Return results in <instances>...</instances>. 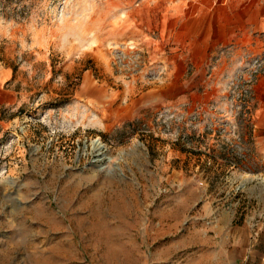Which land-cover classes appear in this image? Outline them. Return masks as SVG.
Instances as JSON below:
<instances>
[{"label":"rangeland","instance_id":"1","mask_svg":"<svg viewBox=\"0 0 264 264\" xmlns=\"http://www.w3.org/2000/svg\"><path fill=\"white\" fill-rule=\"evenodd\" d=\"M219 1L0 0V264H264V35L177 20Z\"/></svg>","mask_w":264,"mask_h":264},{"label":"crops","instance_id":"2","mask_svg":"<svg viewBox=\"0 0 264 264\" xmlns=\"http://www.w3.org/2000/svg\"><path fill=\"white\" fill-rule=\"evenodd\" d=\"M184 30L183 34L189 38L184 41L188 50H199L203 53L214 51L228 43L240 42L248 44L253 35H264V0H222L207 6L197 17H194L193 27L198 29L188 35L189 18L180 17ZM194 46L195 48H193ZM147 94L138 99V109L162 101V92L152 98Z\"/></svg>","mask_w":264,"mask_h":264},{"label":"built area","instance_id":"3","mask_svg":"<svg viewBox=\"0 0 264 264\" xmlns=\"http://www.w3.org/2000/svg\"><path fill=\"white\" fill-rule=\"evenodd\" d=\"M253 70L251 73H256L264 70V59L263 58H255L252 62Z\"/></svg>","mask_w":264,"mask_h":264},{"label":"bare ground","instance_id":"4","mask_svg":"<svg viewBox=\"0 0 264 264\" xmlns=\"http://www.w3.org/2000/svg\"><path fill=\"white\" fill-rule=\"evenodd\" d=\"M95 149L98 151L100 149V143L95 141Z\"/></svg>","mask_w":264,"mask_h":264}]
</instances>
